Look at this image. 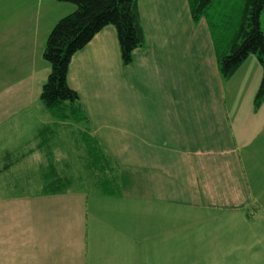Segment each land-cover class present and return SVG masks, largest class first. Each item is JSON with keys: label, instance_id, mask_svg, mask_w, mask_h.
<instances>
[{"label": "crops", "instance_id": "1", "mask_svg": "<svg viewBox=\"0 0 264 264\" xmlns=\"http://www.w3.org/2000/svg\"><path fill=\"white\" fill-rule=\"evenodd\" d=\"M139 12L146 45L131 65L108 26L68 74L90 135L130 176L129 200L123 191H0V264H264V103L254 112L263 69L251 56L225 81L208 22L193 21L188 0H140ZM46 42L37 49L42 60ZM38 67L22 68L5 89L28 94L12 110L0 105V125L15 117L24 129L28 95L40 101L51 72ZM34 106L36 133L4 151L2 175L29 158L42 174L49 157L66 173L75 128L86 131V123L57 121ZM44 127L54 135L49 149L40 144ZM59 140L71 150L56 147ZM3 182L2 190L16 189Z\"/></svg>", "mask_w": 264, "mask_h": 264}, {"label": "trees", "instance_id": "2", "mask_svg": "<svg viewBox=\"0 0 264 264\" xmlns=\"http://www.w3.org/2000/svg\"><path fill=\"white\" fill-rule=\"evenodd\" d=\"M53 1L73 4L77 8L57 22L48 36L43 59L50 64L51 72L43 85L40 101L54 120L73 121L76 125L86 123V128H82L86 131L76 129L75 151L70 153V160L66 161L69 163L66 167L73 175L66 174L68 172L58 173V165L55 164L58 161L54 157L48 158V171L41 175L43 194L68 191L77 182L81 183V188L86 187L104 195H118L121 192L119 170L114 160L90 135L89 121L84 115L78 93L68 84V74L73 57L108 26L116 28L123 65L132 64L134 52L146 45L139 12L140 0ZM188 1L195 23L207 19L214 0ZM263 13L264 0H244L241 19L234 27L231 38H228L225 29L215 33L212 24L208 23L218 56L219 70L225 81L230 80L249 57H256L260 63L263 77L254 99L256 112L264 103ZM39 133V138H42L40 144L49 149L53 145V133L47 127ZM51 152L52 150H48L49 155ZM98 173L103 174L106 182H97Z\"/></svg>", "mask_w": 264, "mask_h": 264}, {"label": "rangeland", "instance_id": "3", "mask_svg": "<svg viewBox=\"0 0 264 264\" xmlns=\"http://www.w3.org/2000/svg\"><path fill=\"white\" fill-rule=\"evenodd\" d=\"M243 4L244 0H214L205 20L212 24L215 33L225 29L228 38H231L234 27L238 25V21L241 19ZM76 8L73 4L59 3L53 0H0V69L2 70L0 72V101H3L0 102V105L9 102L12 105V110L28 94V92L21 94L4 92L8 85L11 86L12 90L14 85L21 80L16 78L22 68H25V73H28L33 68H37L38 65H42V63L48 67L50 66L48 62L37 55V49L41 50L44 41H47L49 33H51L57 22L75 12ZM18 59L20 60L18 61ZM41 68L42 66L38 67V71H41ZM37 97L38 93L28 95V109L21 116L25 120L23 124L25 130L21 126L18 127V118H10L11 114L9 115L10 119L0 125V156L6 150H20L24 147V143L30 140L31 136L34 137L37 130V116L34 105H41ZM254 112L256 111L254 110ZM62 139L64 140V137L61 136L60 140ZM60 140L57 141L59 145H55L56 147L64 145L62 148L64 152L67 149L71 150V143L66 147V144L61 143ZM28 148H31V146L25 148L24 151L27 152ZM63 159L70 160L67 156ZM26 161L28 163L25 166H16L4 175L0 172L1 192L18 195L43 194L40 169L31 164L32 158L26 159ZM43 170L45 172L47 169L44 168ZM66 172H68L66 174L73 175L68 168H66ZM119 177L120 190L125 194V198L129 200L131 194L129 188L130 176L128 173L123 175L120 173ZM4 178L6 181H11L9 187L16 189L2 190L4 188ZM97 178V182H106L102 173H98ZM14 182L20 183L16 184ZM72 189L95 191L86 189V187L81 188V183L77 182L72 185ZM93 195L92 193L91 196ZM132 264H136V262L133 261Z\"/></svg>", "mask_w": 264, "mask_h": 264}]
</instances>
